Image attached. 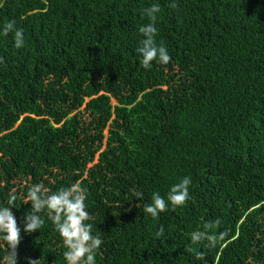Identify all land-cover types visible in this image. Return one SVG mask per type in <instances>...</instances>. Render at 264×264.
Listing matches in <instances>:
<instances>
[{
	"label": "trees",
	"instance_id": "obj_1",
	"mask_svg": "<svg viewBox=\"0 0 264 264\" xmlns=\"http://www.w3.org/2000/svg\"><path fill=\"white\" fill-rule=\"evenodd\" d=\"M153 4L171 61L145 69ZM10 20L24 45L0 35V206L16 196V264H66L46 217L23 231L36 183L87 190L95 264H264V0H0ZM184 177V206L144 213ZM206 223L225 238L185 251Z\"/></svg>",
	"mask_w": 264,
	"mask_h": 264
},
{
	"label": "clouds",
	"instance_id": "obj_2",
	"mask_svg": "<svg viewBox=\"0 0 264 264\" xmlns=\"http://www.w3.org/2000/svg\"><path fill=\"white\" fill-rule=\"evenodd\" d=\"M176 8L175 2L169 5ZM161 8L158 4H153L143 9V16L148 23L139 27L138 32L141 34L140 47L137 48L139 53L140 66L145 69L152 67V62L167 65L171 61L167 48L163 45H157L156 36L158 34L156 28L157 14ZM15 20L5 23L0 30V35L7 36L14 33V47L21 48L24 45L23 30L15 27ZM0 62H3L0 59ZM190 177H184L179 183L174 184L168 194L167 201L158 192H154L151 197V203L144 205V213L157 219L159 215L169 209L175 210L177 207L184 206L189 196ZM88 193L80 183H72L66 187H60L55 191L45 187L43 183L32 184L28 187L26 195L22 200L23 203H31L30 211L24 217L25 233L39 231L45 224V217L51 221L55 231L58 233L63 251V257L66 264H95V256L97 250L102 244L100 236L92 234L94 216L87 210L85 203ZM133 198L143 199V193L133 191ZM16 196L10 195L7 205L0 206V247L4 249L5 255L0 264H16V249L20 242L21 229L17 225L15 216L11 208L16 206ZM43 214V215H42ZM215 226H219L220 221L214 222ZM213 223H206L204 231H194L191 233V243L185 249L192 252V245L205 244L206 248H214L219 241H222L227 232H219L212 234L211 229ZM164 233L160 228L156 233L159 239ZM203 252L200 253L198 259L203 258ZM29 264H40V259L30 260Z\"/></svg>",
	"mask_w": 264,
	"mask_h": 264
}]
</instances>
